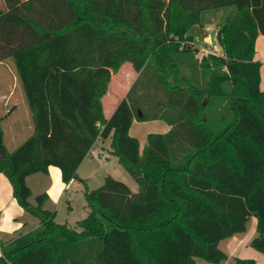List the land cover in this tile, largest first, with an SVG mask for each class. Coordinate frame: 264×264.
I'll use <instances>...</instances> for the list:
<instances>
[{"label":"trees","instance_id":"1","mask_svg":"<svg viewBox=\"0 0 264 264\" xmlns=\"http://www.w3.org/2000/svg\"><path fill=\"white\" fill-rule=\"evenodd\" d=\"M0 61L11 58L34 129L14 149L0 116V172L39 224L0 242V264H221L219 243L247 230L264 254V90L255 44L264 0H2ZM217 22L221 53L197 56L189 29ZM137 72L106 117L103 97L125 63ZM134 117L160 119L143 149ZM138 183L86 187L87 215L58 223L30 202L26 177L61 169L68 183L98 139ZM235 264H257L235 258Z\"/></svg>","mask_w":264,"mask_h":264},{"label":"crops","instance_id":"2","mask_svg":"<svg viewBox=\"0 0 264 264\" xmlns=\"http://www.w3.org/2000/svg\"><path fill=\"white\" fill-rule=\"evenodd\" d=\"M0 8L2 9L5 8V4L2 0H0ZM197 43L198 45H200V48H201L200 51L202 53L206 51L205 48L207 47V45H212L213 47H216L219 49L221 48L218 42L217 44H212V43L208 44V42H203L200 44V40H199ZM202 45H205V46H202ZM255 59L259 61L261 64L260 65V87L262 90H264V34H259L256 39ZM6 61H8V63L12 62L11 65L13 64L14 66L13 74L15 76L14 77L15 82H13L12 86L9 85V87H6V88H4V86H2V83H0V116L2 117V119L8 118L13 113H15L19 109L20 106H23L24 107L23 113L26 118L25 121L28 123L30 130L32 128L34 129L32 112H31V109L27 101V97H26L23 84L16 71L14 61L11 58H9V59L0 61V63H5ZM123 73H125V77L123 78V80L119 78L121 82H124L130 76L131 77L134 76V78L130 82V84L127 86V88L125 89L123 95H120L119 93L122 90L120 86H116L114 91L110 89L114 74L112 75V81L110 83L109 89L102 99L104 113L106 117H109L113 113L116 105L125 96L126 92L128 91L131 84L133 83V81L138 75L135 70H133L132 75L131 73H128L126 71ZM116 96H122V97H120V99H117L118 97ZM156 120H160V119H155V121ZM131 128L132 126L130 127V130ZM164 128H165V132H167L170 130L171 127L169 124H167V126H165ZM17 132H21V131H17ZM4 140H5V133H4ZM104 140L98 139L96 141L90 154L86 156L84 160L82 161V163L80 164L78 168V176H79V171H80L81 166L90 157H92V152L94 151L95 147L102 146V142ZM10 141L12 142V144L16 142V134H12V136L10 137ZM14 148H15V145L14 147H12V149ZM98 156L102 157L100 152H98ZM85 179L86 177H81L79 179V182H77V179L74 178L70 180L68 183H66L62 179L61 169L57 166L50 165L48 167L47 172H37V173H33L26 177V183L32 191V195L29 200L32 204H35L36 196L39 194L45 193L47 194V199L44 203V208L56 212V208L62 203L63 199L66 196H68L69 191L72 188L79 187L81 183H85L86 182ZM251 218H255V217H251ZM256 222L257 220L255 218L253 222L254 223L253 226L255 228H256ZM38 224H39V220L34 215L26 211L17 201L16 197L14 196L13 186L9 178L4 173L0 172V242L10 241L17 236L34 229L35 227L38 226ZM244 235H241V233H238L230 237L232 238V240L229 242L227 250H223V251L228 255V257L235 256V258L237 257L253 258L255 259L257 264H264V254L259 250L256 253L252 252L251 257H242L241 255H239V254L245 253L243 248L246 246V243L250 244V241L256 235V232H254V234L251 235L249 238L245 237ZM230 238H227L224 240H228ZM220 243H219V247H220ZM0 254H1V247H0ZM225 261H223L221 264H224ZM204 264H212V263L206 261V263Z\"/></svg>","mask_w":264,"mask_h":264},{"label":"rangeland","instance_id":"3","mask_svg":"<svg viewBox=\"0 0 264 264\" xmlns=\"http://www.w3.org/2000/svg\"><path fill=\"white\" fill-rule=\"evenodd\" d=\"M229 12H231L230 8L218 11L216 13L207 14L205 17L207 21L204 23V25L195 24L189 29L188 33L192 35L195 40H200V44L203 42H208V44H217L215 37L217 22L220 16L226 15ZM198 46L200 48V45ZM208 46L213 47L212 45H207V47ZM202 54L203 53L199 51L197 56H201ZM11 63L12 62L8 63V61L5 63H0V83H2L4 88L9 87V85L12 86L13 82H15V76L13 74L14 66L13 64L11 65ZM133 70L134 69L130 63H125L118 72L114 73L110 89L114 91L116 86H120L122 90L119 94L123 95L125 89L133 80L134 76H130L124 82H121L119 78L123 80L125 77V73L123 72L125 71L131 73L132 75ZM116 97H118L117 99H120L122 96ZM23 111L24 107L20 106L19 109L11 116L2 119L1 126L5 133V143L9 149H12L14 145L15 147L19 145L33 130V128L30 130L28 123L25 121L26 118ZM131 126L132 128L130 130V135L137 137L140 143V148H143L147 140V135L150 132L165 133L164 127L167 126V123L162 120L141 121L137 117H134ZM12 134H16V142L13 144L10 141ZM110 141L111 138L108 137L102 142V146L95 147L94 151L92 152V157H90L81 166L77 182H79L81 177H86V182L81 183V185L77 188H72L69 191L68 196H66L62 203L56 208L55 220L58 223H68L70 225H74L76 221L84 218L88 213L84 195L86 187L88 189H95L99 187L104 182L106 175H111L114 178L125 182L133 192L138 191L139 186L136 180L119 162L118 158L110 153ZM98 152L101 153L102 157L98 156ZM254 219L255 218H250L247 223V230L241 233V235L245 234L244 236L249 238L254 234V232H256V228L253 226ZM231 240L232 238L223 240L220 243V248L222 250H227L228 244ZM243 249L245 253L239 254L242 257H251L252 252H258V250L252 247L249 243H246V246ZM198 263L204 264L206 261L199 259ZM224 264H235V256H229Z\"/></svg>","mask_w":264,"mask_h":264},{"label":"built area","instance_id":"4","mask_svg":"<svg viewBox=\"0 0 264 264\" xmlns=\"http://www.w3.org/2000/svg\"><path fill=\"white\" fill-rule=\"evenodd\" d=\"M216 32H217V30L215 31V37H216ZM205 50L206 51L204 53H207V52H215L218 54L221 53V48L219 49V48L211 47V46L206 47Z\"/></svg>","mask_w":264,"mask_h":264}]
</instances>
